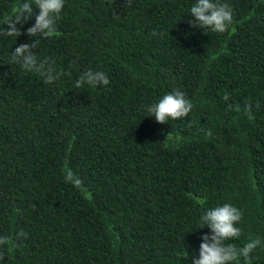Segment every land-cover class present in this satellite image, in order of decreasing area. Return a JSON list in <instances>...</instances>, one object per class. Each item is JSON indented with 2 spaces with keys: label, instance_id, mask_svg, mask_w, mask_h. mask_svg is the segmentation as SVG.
I'll return each mask as SVG.
<instances>
[{
  "label": "trees",
  "instance_id": "16d2710c",
  "mask_svg": "<svg viewBox=\"0 0 264 264\" xmlns=\"http://www.w3.org/2000/svg\"><path fill=\"white\" fill-rule=\"evenodd\" d=\"M23 2L0 0V28ZM195 2L65 0L56 36L26 35L35 8L0 36V235L27 233L0 264H192L211 235L200 216L224 203L243 213L227 243L260 238L264 264V0H222V34L195 27ZM33 39L66 73L52 84L12 62ZM89 69L110 83L77 88ZM173 89L193 110L159 124L147 108Z\"/></svg>",
  "mask_w": 264,
  "mask_h": 264
},
{
  "label": "clouds",
  "instance_id": "9594fccd",
  "mask_svg": "<svg viewBox=\"0 0 264 264\" xmlns=\"http://www.w3.org/2000/svg\"><path fill=\"white\" fill-rule=\"evenodd\" d=\"M64 5L65 0H24L12 9L11 15L5 17L3 25H7V31L0 28V36L19 37L21 31L17 25L31 18L35 8V23L27 29L26 35L31 38L54 37L58 34L56 23L60 19ZM190 16L197 22L196 28L214 33H225L234 23L232 8L222 0H196L190 8ZM33 41L32 44H21L16 47L11 53L12 62L20 65L27 72L40 75L46 84H52L66 73L58 72L54 67L55 61L50 58L38 59L37 54L32 51L36 48V41L34 39ZM67 74L70 75V73ZM109 83L105 72L89 69L77 79L75 86L79 88L87 84L95 88L107 86ZM223 98L228 100V94L226 93ZM193 107V103L186 98L184 92L173 89L158 102L149 106L147 112L149 116H154L157 123L166 124L169 119L177 120L187 117ZM251 107L250 104L246 105L244 110L249 119H254ZM235 110L240 109L237 106ZM170 135L171 133L166 137ZM211 135L212 132L209 130L205 137ZM64 181L82 192L87 191L80 177L67 166L64 168ZM204 203V200H200V204ZM242 216V211L230 203L207 209L199 218L200 229L207 227L211 230V235L201 237L203 242L199 246V259H193L192 264H239L241 258L244 264H251V253L262 245L260 238L250 239L241 247L234 243H227L239 239L242 235L241 228L237 226ZM21 237L27 238V233L23 230L16 233L14 237L0 235V248L15 247L14 240Z\"/></svg>",
  "mask_w": 264,
  "mask_h": 264
}]
</instances>
